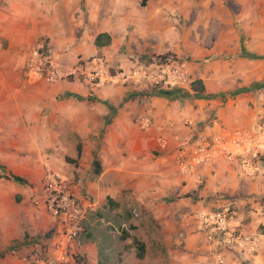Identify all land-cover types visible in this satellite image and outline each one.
Wrapping results in <instances>:
<instances>
[{"label":"crops","instance_id":"obj_1","mask_svg":"<svg viewBox=\"0 0 264 264\" xmlns=\"http://www.w3.org/2000/svg\"><path fill=\"white\" fill-rule=\"evenodd\" d=\"M145 1L147 2L144 7L137 0L129 8L131 27L143 28V25H147L145 21L143 24L142 20L137 18L139 14L148 15L155 10L157 15H160L165 11L161 7H147L152 3L151 0ZM82 2V0H0V43L5 45V48L0 46V228L2 233L9 234L7 238L15 235L24 242L15 246L17 253L15 260L10 261L8 258L6 263L0 260V264H17L20 257L33 248H38L33 245L34 240L30 239L36 232L33 226L38 224L37 220L31 212L29 215H26V210L21 212L17 203L28 202L30 190L26 188V184L37 183L38 179H41L44 163L50 165L56 174L65 177L67 164L60 163V160L55 163L50 158H45L40 166L37 157L26 156L25 145L47 143L49 134L50 137L53 136L50 143L57 145L61 141V138L57 139V135L62 134V129H71L70 136L78 137V143L95 144L93 146L95 154L100 156V171L94 174L96 179L88 180L86 185L96 198L90 205V211L83 221V230L79 236L80 252L89 248L94 250L93 253L87 254L89 259H86L85 264L97 263L96 242L81 241V236L88 231L97 234L100 231V234L109 235L115 242L118 235L125 236L114 245V250L110 254V264L156 262V258L153 261L148 259L150 248L147 243L142 241L145 245L142 258L137 257L133 246L123 245L133 236L131 230L137 227V223L132 222L133 216L129 211H117L125 202L150 209L151 218L148 219L147 228L153 221L160 224L162 230L160 237L165 241L167 250L177 247L172 251L177 255L179 264H184L185 261L181 258L188 254L197 260L195 264H215L212 249L206 246L207 252L205 245L198 238L201 232L193 218V213L203 207L197 203L198 200L199 202L208 200L212 194L218 193V190L232 192L238 188L242 189L241 192L248 193L252 190L264 194V169L251 175L242 173L243 178L241 177L239 182L238 177L235 179L234 170L217 172L220 166L230 167V160L218 157L212 165L184 171L182 164L184 161L178 159L174 149L175 141L170 140L167 147H162L159 138L165 135L168 137L177 133L176 131L189 135L195 122L204 116L202 112L205 106L207 112L216 110L214 115L217 118L214 119L215 125L211 128L219 126L228 130L249 128L255 124L257 112L263 108L262 105L257 104L258 99L250 98L248 92L251 90L240 92L235 98L230 99L233 101L231 107L220 106V99H211L209 105L200 106L201 99L196 98L194 101L198 103L197 105L194 102L191 108L188 104L181 108L178 106V100L170 102L169 96L168 98L146 90L143 96L136 97V93L122 91L124 96H128L124 102H121L119 97L123 95L122 93L101 90L100 94L96 93L100 103L92 104L88 97L89 89L84 82L74 79L48 83L35 77H24L23 70L30 53L26 51L40 40L51 44L53 56H58L57 62L63 66L73 65L78 58L86 59L100 51L105 52L107 45L97 47L94 44L95 37L101 32L109 34L110 43L122 42L118 33L126 31L129 23H126V18H121L123 15L119 6L113 2L111 13L104 14L106 12L102 10L105 9L104 0H87L86 3L84 0V7L81 5ZM109 52L110 50L106 51ZM116 90L121 92V89ZM140 98L143 104L137 102ZM249 98L253 101L250 102L252 106L249 105ZM107 101L110 104H104ZM192 112L196 115L198 113L196 121L187 118ZM77 113L80 116L79 124L75 123ZM153 117L158 121L155 123L152 121L150 125ZM67 121L69 123L66 124ZM143 122L146 130L141 129L145 127ZM161 126L169 128L165 135L158 133L160 130L157 127ZM99 134H102V137L99 138ZM220 134L213 133L212 137ZM90 138L94 139L89 141ZM83 150L85 151V146L81 147V152ZM54 157L57 159V154ZM89 157H92V153ZM13 175L23 180L14 179ZM214 179L217 181L213 182ZM200 181L204 182L201 188L198 186ZM182 193H186L185 196L181 195ZM182 197L185 199L181 200ZM212 197L211 205L215 207L234 203L239 208L240 205L251 201L250 198L231 200ZM253 208L255 210L250 211L248 219H242L240 214L234 216L233 222L244 232L257 233L258 226L264 224V211L256 206ZM19 215L21 217H18ZM45 217L40 222V230H45L46 224L52 223L48 216ZM19 221L23 227L14 231L18 228ZM119 222L120 228L117 226ZM23 228H27V233ZM197 243L203 246L197 248ZM157 254L154 255L160 260L163 254L161 249L157 250Z\"/></svg>","mask_w":264,"mask_h":264},{"label":"rangeland","instance_id":"obj_2","mask_svg":"<svg viewBox=\"0 0 264 264\" xmlns=\"http://www.w3.org/2000/svg\"><path fill=\"white\" fill-rule=\"evenodd\" d=\"M82 1L81 5L84 7V0ZM86 1L87 0H85V3ZM134 1L137 0H104L103 4H105V9L102 10L103 12L106 10L104 14L111 13L110 8H112V3L115 2V5L119 6L121 14L123 15L121 18H126V23L128 24L129 21L131 22V16L128 15L129 8L132 7ZM139 1V4L143 7L147 2L145 0ZM151 3L152 4L147 7H161L164 8L165 11L160 13V15H157V11L155 12V10H153L154 12H149L148 15L145 13L139 14L137 18L142 20H140L141 23L145 21L147 24L146 26L143 25V28L142 26L131 27L129 23L126 31L122 30L118 33L120 34L119 39H121L122 42L109 43L106 47L107 50H110L109 53H106V50L105 52L100 51L94 55L106 58L109 72L114 75L132 68L140 70L145 69L149 64L158 62L163 56L170 57L183 66L187 76V82H185L183 86H180V89H182L181 92L169 95H165L159 91L160 85L147 83L148 86H146V83L142 81L134 84L131 80L124 81L122 76L112 82H106L99 87H92L84 82L89 89L88 97L92 104L100 103V99L96 93L100 94L101 90L111 92L117 91L118 94H121L124 90H128L136 93V95L134 94L135 97L137 95L143 96L145 93L144 90H146L149 93H158L161 94V96L164 95L166 97L169 96L170 98H168L170 102L178 100V106L181 108L187 106L186 104L191 108L193 103L196 102L194 101L196 98L201 99L199 102L200 106L209 105L212 101L211 99H220V106L228 105V107H231L233 101L230 99L235 98L240 92H244L241 91L243 87H250L251 91L248 92L251 95L250 98H254V100L258 99L257 104H260L262 105L261 107H263L257 112L256 121L252 127L238 130L237 128H231L228 130L226 128L224 129L222 126L211 128L215 125L214 119L217 118L215 117L216 115H214L216 110H212L211 113L207 112L205 110L207 106H205L202 112L204 116L200 120L197 117L198 113L196 115L194 112L187 117L194 121L198 119V122H195L194 128L191 129L189 135H184V133L179 131H176L177 133L173 134H178L179 142H184L187 139L193 142L197 137H204V139L209 140L213 133L220 134L223 133L224 130L225 132L220 134V136L231 137L244 130L251 131L264 113V0H151ZM139 4L137 3L138 8H140ZM109 18L111 19L112 17ZM132 29L134 32L131 33ZM0 44L1 48H5L3 43ZM35 44L36 43H34L33 47L30 46L27 49L26 52L30 51L28 57L32 54ZM94 55H91L90 57ZM57 57L58 56L54 55L56 61L58 60ZM197 78L202 79L204 83L205 92L203 94L195 93L190 89V82ZM188 86L189 88H187ZM206 86L209 87V89ZM175 88L178 87H174V89ZM116 89H121V92ZM119 97L121 102H124L128 98V96H124V94ZM250 98L249 105H251L250 102H253ZM137 102L143 104L141 98L137 99ZM90 104L91 103H89V105ZM104 104L108 105L110 103L107 101ZM197 104L198 103L196 102V105ZM77 114L78 117L77 120H75V123L79 124L80 116L79 113ZM162 120L161 125L163 124ZM152 121L155 123V121L158 120L153 117L150 121V125ZM67 123H69V121H67L66 124ZM203 123H205V125ZM187 124H189V122H187ZM163 127L164 126L157 127L160 130L158 133L161 132V134L165 135L164 133L168 131L169 128L165 129V127ZM141 129L146 130V126L141 127ZM70 133L71 129H62V134L57 135V139L61 138L60 143H57V145L50 143V140H52L51 137H53L52 135L50 137V134L47 135V143L25 145V154L26 156L37 157L40 166H42V162L45 158H50V160H53L55 163L60 160V163L67 164V176H59L64 179L68 185L72 187L74 193L81 198L87 215L88 211H90V205L92 202H95L94 199L96 197L86 188V185L88 180L96 179L94 176L96 173L94 171L96 166L94 165L93 160L98 159L100 165V156L95 154L96 150L93 149L95 144L92 143H81V147L85 146V151L83 150L81 155L77 156L78 137H71ZM100 136L102 137V134H99V138ZM168 137H171V135ZM93 139L94 138H90L89 141H92ZM90 153H92V157H89ZM55 154H57V159L54 157ZM230 162V167L227 168L226 166L224 168L223 166H220L217 169V172L219 170H234L235 172H233L236 173L235 179L238 177L240 182L241 177L243 178L242 175L245 174L240 169V161L239 159H234L230 160ZM258 168L259 170H257ZM257 169L251 172V174L256 171V173H258L260 170L264 169V158L263 161L258 164ZM251 174L247 173V175ZM216 181V179L213 180V182ZM203 185L204 182H198L199 188L203 187ZM26 186V188L30 190L27 198L28 202H23L22 204L21 202H18L17 206L20 205L18 208L21 212L26 210V215H29L31 212L35 216L38 224L33 226V228L36 229V232L30 239L32 241L34 240L33 245L43 246L52 241L53 222L49 223V225L46 224L47 227L45 230H40V222L46 218L45 216H47L46 213H44L45 211L41 204V179H38L37 183L27 182ZM241 190V188L232 192L218 190L219 192L214 195L212 194L213 197H211L217 199L230 198L231 200L237 198H250L251 201L249 203L247 202L248 204H239V208H237L234 203L226 205L234 212V216L240 214L242 219H248L250 211L255 210L253 208L254 206L264 211V194L258 191L253 192L252 190L248 193L247 191L241 192ZM185 194L186 193H182L181 195L185 196ZM211 197L202 202H199L198 200L197 203L205 208H216L211 205ZM180 199L184 200L185 197ZM195 201H197V197ZM117 211H129L130 215L133 216H131L132 222L137 223V227L130 232L133 236L129 238V242H125L123 245L133 246L137 252L135 240L143 241L147 243L150 248L148 251V259L153 261L156 258V262L152 264H179L177 255L172 251L177 249V247L167 250L166 245L164 244L165 241L160 237L162 232L160 224L153 221L150 226L154 228H151L150 226L147 228L149 222L148 219L151 218L149 216L150 209L137 205L133 206L132 203L125 202ZM18 217H21V215ZM17 225L18 228H15L14 231H18L23 227L20 221ZM197 227L201 232L200 236L198 235V238L202 241V244L205 245V248L206 246L210 247L205 239L203 231L200 230L198 225ZM238 228L240 227L238 226ZM23 229L25 233H27V228ZM147 229H149V231H147ZM246 233L255 238L257 250L253 253V256L249 255L250 258H247L242 264H264V241L261 242L262 238H264V224L258 226L257 233L251 231ZM8 236L9 234L6 232L2 233L0 228V260H3V263H6L8 258L10 261L15 260V254H17L15 246L24 243L18 236L13 235V237L7 238ZM257 236L259 237L260 242ZM175 244H177V242H175ZM202 244L197 243V248L202 247ZM85 249L86 248L84 247L83 250ZM160 249L163 254L160 256L162 258L158 260L159 258H157L156 255H158L157 250L160 251ZM93 251L92 248L86 249L83 252H80L79 250L78 255L81 257V261L78 262L76 260L75 264H85V261L88 258L87 254H91ZM206 251L208 252L207 248ZM259 252L261 254H259ZM90 257L92 256L90 255ZM181 259L185 261L184 264H195V262H197V260L190 254Z\"/></svg>","mask_w":264,"mask_h":264},{"label":"built area","instance_id":"obj_3","mask_svg":"<svg viewBox=\"0 0 264 264\" xmlns=\"http://www.w3.org/2000/svg\"><path fill=\"white\" fill-rule=\"evenodd\" d=\"M34 47L23 70L26 78L35 77L49 83L75 79L99 87L122 76L124 81L131 80L134 84L142 81L146 86L160 85L159 90L173 92L182 90L180 86L187 82L183 66L170 57L164 56L145 69L132 68L114 75L109 72L103 56L94 55L78 59L73 65L63 66L54 59L52 46L47 41L40 40ZM159 139L162 147H167L170 140L175 141L174 149L178 159L184 161V171L212 165L220 157L239 159L243 173L251 174L264 158V113L251 131L244 130L231 137L217 135L209 140L197 137L193 142L188 139L179 142L178 134H173ZM41 197L42 207L53 222L52 241L33 248L20 257L17 264H75L79 236L86 217L85 207L72 187L46 163L41 175ZM233 216L234 212L229 206L201 207L193 213L213 251L215 264H242L257 250L255 238L239 229L233 223Z\"/></svg>","mask_w":264,"mask_h":264},{"label":"trees","instance_id":"obj_4","mask_svg":"<svg viewBox=\"0 0 264 264\" xmlns=\"http://www.w3.org/2000/svg\"><path fill=\"white\" fill-rule=\"evenodd\" d=\"M110 43V36L107 32H101L99 34H97V36L95 37V41L94 44L97 47H102L105 45H108ZM164 57V56H163ZM190 89L198 94H203L205 92V86L204 83L202 81V79L197 78L194 79L190 82ZM250 90V87H243L241 91H248ZM162 93H164L165 95H169L172 93H179L181 92V90L173 92V91H169V90H161ZM77 155H80L81 152V142L77 143ZM94 165L96 166V169H94V171L96 173H98L100 171V165H99V161L98 159H94L93 160ZM14 179L16 180H23L21 177L19 176H12ZM103 214V213H100ZM126 218H128V215L126 216ZM118 228H120L121 223H117ZM123 233H125L124 229H123ZM125 236L123 234L118 235L116 242H119V240L124 239ZM81 241L82 242H86V241H91V242H96V247H97V263L96 264H110L111 263V253L114 250V245L116 244L115 241H113V239L109 236V235H105V234H97L96 232H92V231H88L86 234L81 236ZM136 246H137V257L138 258H142L143 254H144V250H145V245L142 241H138L135 240ZM76 260L78 262L81 261V257L77 254L76 255ZM141 264V263H138ZM199 264H203V263H199Z\"/></svg>","mask_w":264,"mask_h":264}]
</instances>
